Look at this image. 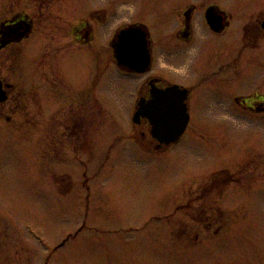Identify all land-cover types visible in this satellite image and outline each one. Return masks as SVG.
Wrapping results in <instances>:
<instances>
[{
	"label": "rangeland",
	"instance_id": "rangeland-1",
	"mask_svg": "<svg viewBox=\"0 0 264 264\" xmlns=\"http://www.w3.org/2000/svg\"><path fill=\"white\" fill-rule=\"evenodd\" d=\"M54 1L62 13L82 14L83 5L106 9L97 42L105 46L113 27L133 21L145 23L155 40L173 43L181 10L197 5L189 53L161 60L156 70L174 82L224 81L231 91L224 100L200 101L185 143L144 163L124 149L140 77L119 74L118 96L105 102L103 164L95 149L82 167L63 162L65 155L57 160L59 150L38 148L31 132L1 130L0 264H264V153L258 157L264 116L243 113L233 98L264 93V34L256 28L264 0ZM18 2L0 0V18ZM212 2L232 16L220 37L200 11ZM218 47L229 57L215 59ZM85 168L87 207L80 188ZM251 170L252 178L243 174Z\"/></svg>",
	"mask_w": 264,
	"mask_h": 264
},
{
	"label": "flooded vegetation",
	"instance_id": "flooded-vegetation-1",
	"mask_svg": "<svg viewBox=\"0 0 264 264\" xmlns=\"http://www.w3.org/2000/svg\"><path fill=\"white\" fill-rule=\"evenodd\" d=\"M16 1L19 2L14 7L11 4L6 16L0 18V92L4 97L0 99V131L35 134L38 148L47 145L49 151H60L57 160L65 155L63 162L67 158L68 162L75 161L86 167L93 160L88 157V150L95 149V161L103 164L100 160L104 150V113L109 112L105 110V102L117 98L118 76L121 73L133 81L136 77L141 78L136 86L133 85L129 108L132 125L129 140L124 143V149L138 155L134 161L139 163L147 161V156L149 162L178 149L185 143L192 128L194 109L199 111L201 102L224 100L230 94L231 88L224 81L215 84L210 81L174 82L176 80L156 70L161 60H182L189 53L187 44L193 41L194 17L199 11L195 4L187 3L181 10L182 20L174 37L175 42H159L151 34V68L146 73L137 74L120 68L111 45L121 27H113L108 45L97 44L100 28L107 23L106 9L89 10L83 5L82 14H71L62 13L65 8L59 7L54 0ZM212 8L224 18V28L219 32L214 31L206 19L207 10ZM200 11L215 37L222 36L231 24L232 16L216 3L202 5ZM263 22L264 18L256 24L258 35L264 34ZM140 23L143 22L133 21L130 24ZM170 47H174L175 51L168 50ZM224 50L226 48H215L212 55L219 60L221 54H226L228 58L230 53ZM197 59L193 58L194 63ZM174 84L187 90L185 103L190 121L179 140L166 143L152 135L153 125L148 117L140 116L136 122L134 116L142 104L149 107L154 95ZM233 98L243 113L264 116L263 92L254 91ZM263 153L264 150L260 151L258 156L262 160ZM260 159L256 160V166H262ZM253 172L255 170L243 174L252 178L257 173ZM80 177V188L83 189L87 207L91 188L86 168Z\"/></svg>",
	"mask_w": 264,
	"mask_h": 264
},
{
	"label": "water",
	"instance_id": "water-1",
	"mask_svg": "<svg viewBox=\"0 0 264 264\" xmlns=\"http://www.w3.org/2000/svg\"><path fill=\"white\" fill-rule=\"evenodd\" d=\"M206 19L214 31L219 32L224 28V18L215 9L207 10ZM112 46L121 68L135 73H144L150 69V33L146 25L132 24L122 28L116 34ZM3 98L0 92V99ZM186 98V89L172 85L154 95L149 107L142 104L134 120L138 122L140 116L148 117L153 125L152 135L155 138L166 143L176 142L189 122Z\"/></svg>",
	"mask_w": 264,
	"mask_h": 264
}]
</instances>
